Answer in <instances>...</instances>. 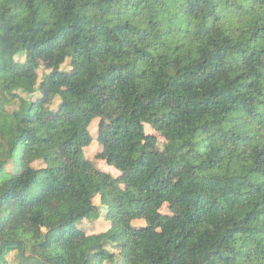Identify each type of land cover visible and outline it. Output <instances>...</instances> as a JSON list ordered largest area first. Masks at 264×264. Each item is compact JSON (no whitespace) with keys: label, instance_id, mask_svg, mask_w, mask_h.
Wrapping results in <instances>:
<instances>
[{"label":"trees","instance_id":"16d2710c","mask_svg":"<svg viewBox=\"0 0 264 264\" xmlns=\"http://www.w3.org/2000/svg\"><path fill=\"white\" fill-rule=\"evenodd\" d=\"M0 264H264V0H0Z\"/></svg>","mask_w":264,"mask_h":264},{"label":"rangeland","instance_id":"374dc122","mask_svg":"<svg viewBox=\"0 0 264 264\" xmlns=\"http://www.w3.org/2000/svg\"><path fill=\"white\" fill-rule=\"evenodd\" d=\"M65 68H67V66H65ZM40 77H42V73L40 74ZM46 112H47V110L42 108V107L38 108V111H37V113L42 117H44ZM14 129H15V126L11 121H7L5 123V132L7 135L12 134ZM146 129H147V133H150V134L153 133L158 138L160 149H163L165 146H169V142L162 136L160 131H158V130L153 131L150 128V126H147ZM97 131H98V120H95L91 126V134H92V138H93V143L87 149V155H88L89 159L95 164V166L98 169H100L101 171L107 172V173H111L114 176H117L118 171H116L114 168L108 166L104 161L98 160L96 158V156L99 152V146L97 143ZM16 156L18 157L19 160H22V152H21V149L19 147L16 149ZM34 166L37 167L38 165H34ZM198 174H200V173H198ZM95 203L97 205H100V199L97 198L95 200ZM101 208L103 209V215H104L105 207L102 206ZM162 213L163 214H169L168 208L164 207L162 209ZM89 224L90 223L86 224L87 228H88ZM135 225L138 227L144 226L145 222L144 221H138ZM109 228H110V224L103 217L99 222L94 224V228L92 230L95 234H100V233H105L106 231L109 230ZM88 229H90V228H88ZM9 260L11 263H13L15 260V256L11 255Z\"/></svg>","mask_w":264,"mask_h":264}]
</instances>
